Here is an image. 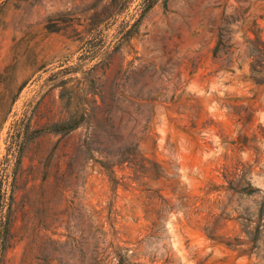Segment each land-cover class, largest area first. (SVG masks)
<instances>
[{"label":"rangeland","instance_id":"1","mask_svg":"<svg viewBox=\"0 0 264 264\" xmlns=\"http://www.w3.org/2000/svg\"><path fill=\"white\" fill-rule=\"evenodd\" d=\"M0 264H264V0H0Z\"/></svg>","mask_w":264,"mask_h":264},{"label":"trees","instance_id":"2","mask_svg":"<svg viewBox=\"0 0 264 264\" xmlns=\"http://www.w3.org/2000/svg\"><path fill=\"white\" fill-rule=\"evenodd\" d=\"M149 7H147L146 9H148Z\"/></svg>","mask_w":264,"mask_h":264}]
</instances>
